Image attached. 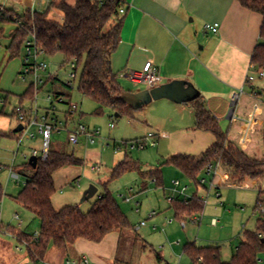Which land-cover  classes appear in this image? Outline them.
<instances>
[{
    "label": "rangeland",
    "instance_id": "obj_1",
    "mask_svg": "<svg viewBox=\"0 0 264 264\" xmlns=\"http://www.w3.org/2000/svg\"><path fill=\"white\" fill-rule=\"evenodd\" d=\"M4 1L1 0V3ZM55 1L36 0L34 9L38 13L49 11V20L61 22L63 13L50 9V5ZM59 1L57 0V3ZM68 2L74 5L76 0ZM24 3L20 6L21 4L7 1L6 8L21 15L33 4L32 0H26ZM16 28L15 23L0 21V132L6 135H0V184L5 194L0 203V242L3 241L4 245L10 244L25 254V243H20L13 236L16 237L22 232L31 236L40 233L39 219L34 213L21 207L15 197L24 188L26 175L30 172L26 165L29 164L34 150L42 151L43 140L38 133V127H32L29 132L35 133V138H31L25 130L14 133L20 124L15 110L22 107L30 114L32 109L38 108L41 120V117L55 106V117L65 122L70 106L77 104L80 109L75 115V120L70 122V129L78 124L84 125L90 132L95 133V143L91 144L86 136H82L80 144L72 147L68 142L67 131L54 133L50 149L71 154L83 161L81 165L69 166L55 173L57 191L52 199L55 209L76 206L83 214H87L104 192L105 184L110 181L114 168L128 156L144 171L161 168L163 184L159 186L156 180L144 179L137 171L128 172L120 179L108 183L109 191L134 227L132 231L122 232L117 264H192L185 254V247L193 242L198 247H220L223 261L230 262L243 242L244 234L257 232L259 214L255 213V208L258 189L264 190V179L261 183L248 181L243 187L230 186L224 181L226 173L218 167L216 173L208 174L206 171L199 180V186H196L178 168L168 163L171 156L169 141L157 143L156 136L148 138L149 133L154 131L147 126H141L142 110H133L132 113L121 117H115L110 111L103 115L96 114L98 104L79 91L83 65L78 70V77L72 89L67 86L70 70L66 66L61 68L66 61L60 54L46 57L49 69L40 74L44 84L36 86L35 79L31 76L23 79L27 54L25 44L19 56L13 59H10L7 51ZM56 73L54 80L50 75ZM252 85L264 96V79H257ZM31 90L32 94L28 95ZM62 93L67 96H60V102L55 97ZM49 97L52 98L51 101ZM52 101L54 104H51ZM262 101L261 98L256 102L248 101V107H251L248 115H241L238 109L232 119L224 120V124H221L223 130L229 132L230 139L241 150L258 160H264L263 131H260L258 126L260 120L264 122ZM153 105L144 108L151 109ZM34 114L33 111V116ZM111 124H114L115 128H111ZM139 140L146 142V148L132 149L129 146ZM153 143L156 145H152ZM11 171L20 175L18 185ZM202 178L206 181L204 184H200ZM176 180H179L182 186L188 187L187 195L190 198L197 196L205 202L202 214L180 213L181 220L176 218L173 208L175 202L171 204L169 198H174V201L185 199L175 193ZM91 186L98 189L96 196L82 202L84 193ZM127 197H133V200L127 202ZM154 212L156 216L150 218ZM16 214H19L18 220H15ZM199 216L202 219L200 224L192 221ZM214 220L217 221L216 225ZM142 222H146V226L137 229ZM158 254L164 259L161 263L157 260ZM259 258V264H264V251L260 253Z\"/></svg>",
    "mask_w": 264,
    "mask_h": 264
},
{
    "label": "trees",
    "instance_id": "obj_2",
    "mask_svg": "<svg viewBox=\"0 0 264 264\" xmlns=\"http://www.w3.org/2000/svg\"><path fill=\"white\" fill-rule=\"evenodd\" d=\"M237 2L244 9L263 18L260 30L263 43L256 47L251 65L258 70L264 69V0ZM121 4L122 0H76L74 5L69 4L67 0H60L58 3L56 0L50 5V9L63 13V22L49 20V11L31 13L28 10L19 15L7 9L0 14V21L17 25L7 49L10 59L19 56L27 39L34 35L47 56L60 54L65 58L66 63L61 68L71 62H76L78 70L83 65L79 91L98 104L96 114L103 115L106 111H110L115 117L130 114L133 109L121 100L125 91L112 68V56L119 47L121 37L122 17H119ZM1 37L2 33L0 39ZM31 94L32 90L28 95ZM64 95L67 96L66 93L56 96ZM187 105L195 112V129L211 133L215 141L199 157L178 155L170 158L168 163L178 168L196 186H199V180L211 165H219L226 173L230 186L243 187L248 181L261 183L264 179V160L250 157L241 150L230 139L229 132L222 129L220 122L206 108L201 98ZM65 118H68V113ZM0 135L2 136L1 133ZM82 163V160L71 154L49 148L46 161L38 159L36 168L26 165L30 172L26 175L24 188L15 200L39 219L40 233L38 240L25 233L17 235L16 238L20 243L27 244L26 249L32 264H39L51 247L67 251L80 239L100 243L112 232L134 230L129 218L109 191L108 183L120 179L128 172L137 171L144 179L156 180L159 186L163 184L161 168L144 171L137 162L126 156L114 168L110 181L105 184L104 192L87 214H83L76 206L55 209L52 200L57 191L55 173L60 169ZM4 195V189L0 184V203ZM173 208L176 218L181 220L180 213L202 214L205 202L194 196L187 204L185 200L175 201ZM255 213L259 214L257 232L244 234V240L230 262L223 261L220 247H198L196 244H188L185 247V254L192 264H259L260 253L264 251L262 188L258 189ZM157 260L159 263L164 261L160 254L157 255Z\"/></svg>",
    "mask_w": 264,
    "mask_h": 264
},
{
    "label": "crops",
    "instance_id": "obj_3",
    "mask_svg": "<svg viewBox=\"0 0 264 264\" xmlns=\"http://www.w3.org/2000/svg\"><path fill=\"white\" fill-rule=\"evenodd\" d=\"M122 1L127 8L122 16L120 44L112 56V68L124 93L136 94L147 89L132 83L129 74L142 72L152 63L159 70L161 85L175 80L192 83L220 125L232 119L238 109L241 115H248L251 110L248 101L262 99L255 86H246L247 76L253 71L252 56L256 47L263 43L261 15L244 9L237 0ZM216 23L219 24L217 33L205 32V25ZM243 86H246V94L233 104L231 94ZM152 104L151 109H141L140 123L153 129L157 143L169 141V158L199 157L213 145L215 139L211 133L195 129V112L189 105L169 100ZM258 126L260 131L264 130L263 121L260 120ZM2 136L6 135L2 133ZM224 181L227 182V175ZM17 216L19 218V214L15 215V220ZM201 222L202 219L196 224ZM122 234L112 232L100 243L80 239L67 251L51 247L39 264H85L84 261L87 264H117ZM2 242L0 264H32L27 249L23 254L18 248Z\"/></svg>",
    "mask_w": 264,
    "mask_h": 264
},
{
    "label": "built area",
    "instance_id": "obj_4",
    "mask_svg": "<svg viewBox=\"0 0 264 264\" xmlns=\"http://www.w3.org/2000/svg\"><path fill=\"white\" fill-rule=\"evenodd\" d=\"M7 1H13L19 4H23L26 0H5L4 3H1L0 0V14L4 13L7 8H6V2ZM35 1L36 0H32L33 4L32 7L29 8L28 10L31 11V13H35ZM126 8L127 5L125 4V2L122 1L120 10H119V17H122L126 14ZM219 28V24H207L204 27L205 32H211V33H217ZM25 47H26V63L23 69V79H26L28 76H31L35 79V85H41L44 84V80L41 77V73H46L49 69L48 64L46 63L45 59L47 56V53L45 52V50H43L37 43L36 37L34 35H31L27 41L25 42ZM66 67L69 68V81L67 83V86L72 89L73 88V83L74 81L77 80L78 77V66L76 64V62H71L69 63ZM65 68V67H64ZM253 71L247 76L246 79V86H250L252 85L257 79H264V69H259V70H255L254 67H252ZM52 77V79L56 80L57 77V73L54 75H50ZM129 79L132 83L136 84V85H144L148 90L154 89L158 86L161 85L162 82V78L159 74V70L157 67H155L152 63H148L144 70L142 72H131L129 74ZM246 86L240 87L239 89L235 90L232 94H231V102L233 104H237L241 97L244 96L246 94ZM261 96H263L261 94ZM55 99L60 100L59 96H56ZM52 98L49 97V101H51ZM263 103H264V96L262 97ZM60 102H62L60 100ZM51 104H54V102L52 101ZM80 107L77 104H72L69 108V112H68V118L65 119L64 121H60L57 117H55V111H56V107L53 106L51 111H47V113H45L42 117L41 120H39V109L35 108L31 110L30 114L27 113V111L22 108L19 107L15 110V115L16 118L18 119L19 123L21 125H23L24 129L31 138H35V133H29L30 130L32 129V127H38V133L42 136V140H43V144H42V151L38 152V151H34L33 152V156H36L39 160L41 161H46L48 158V153H49V148H50V144H51V139L54 135V133H59L63 130L68 132V142L72 147H76L80 144V139L82 136H86V138L88 139V141L91 144L95 143V133L90 132V130L85 127L82 124H78L75 127L70 129V122H72L73 120H75V115L76 113L79 111ZM33 111H34V115L33 116ZM53 113V114H52ZM111 128H115L114 124L110 125ZM155 134L151 133L148 135V138H154ZM146 142L144 140H139L136 142L131 143L129 146L132 149L138 148V149H144L146 148ZM152 145H156V143H153ZM219 167V165H211L209 166V169L207 170L208 174L210 173H216L217 172V168ZM216 169V171H215ZM13 177L15 179H17V183H19V175L16 173H12ZM206 181L205 179H202L200 184H204ZM175 185V193L179 196V197H183L185 198L184 200L186 201V204L188 203V201L192 198H190L187 195V191H188V187L187 186H182V183L179 180H176L174 182ZM212 186V185H211ZM130 193H132V191L130 190ZM125 200L127 202H131L133 200V197H127L125 198ZM169 202L171 204H173L174 198H169ZM154 216H156V213H152L150 215V218H153ZM16 219L18 220V216L16 217ZM193 222L197 223L198 221H200V216L199 217H195L193 220ZM146 222H142L140 224V226L138 227V229H140L141 227H145L146 226ZM217 224V221L214 220V225ZM0 230H1V223H0ZM35 240L39 239V234H35L34 236ZM25 246H27V244H24ZM85 264H87V261H84Z\"/></svg>",
    "mask_w": 264,
    "mask_h": 264
},
{
    "label": "water",
    "instance_id": "obj_5",
    "mask_svg": "<svg viewBox=\"0 0 264 264\" xmlns=\"http://www.w3.org/2000/svg\"><path fill=\"white\" fill-rule=\"evenodd\" d=\"M201 97L199 90L189 81L175 80L167 84H162L151 90H144L136 94L124 93L121 100L133 110H141L144 107L150 105L154 101L169 100L176 104H189ZM118 117V115L116 116ZM24 129L23 125H19L14 133H20ZM29 165L32 168H36L38 164V158L32 156L29 161ZM98 189L95 186H91L85 193L82 202L90 200L96 196Z\"/></svg>",
    "mask_w": 264,
    "mask_h": 264
}]
</instances>
